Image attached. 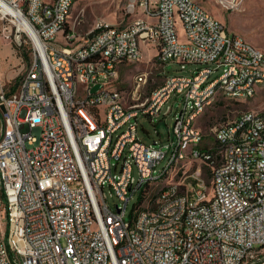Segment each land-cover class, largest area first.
Listing matches in <instances>:
<instances>
[{
	"label": "built area",
	"instance_id": "built-area-1",
	"mask_svg": "<svg viewBox=\"0 0 264 264\" xmlns=\"http://www.w3.org/2000/svg\"><path fill=\"white\" fill-rule=\"evenodd\" d=\"M71 2L0 0L3 31L14 30L29 55L15 91L0 85V263L264 264V101L214 128L218 147L191 154L186 173L153 198L182 147L204 137L190 131L189 117L223 84L246 99L264 81V53L194 0H124L128 22L97 21L84 36L66 25ZM22 19L28 29H18ZM141 44L154 50L149 64L160 75L168 65L192 68L164 76L150 108L135 109L148 72L118 94H101V86L140 62ZM85 52H98L96 65ZM245 63L261 64V72L248 73ZM73 68H80L78 86H71ZM172 97L182 107L167 140L145 144L139 119L152 123ZM207 158H214V190L200 182V167L191 171ZM182 185L191 192L182 194Z\"/></svg>",
	"mask_w": 264,
	"mask_h": 264
},
{
	"label": "rangeland",
	"instance_id": "rangeland-1",
	"mask_svg": "<svg viewBox=\"0 0 264 264\" xmlns=\"http://www.w3.org/2000/svg\"><path fill=\"white\" fill-rule=\"evenodd\" d=\"M201 5L212 16L220 20L230 33H236L242 36L246 41L254 47L264 52V0H244L237 7L231 4V0H224L228 8H224L219 4V0H194ZM124 0H80L77 2L71 12L68 28H74L75 32L81 36L88 34L94 29L97 21H106L112 24H125L131 18L124 16L123 11ZM76 21V24H75ZM7 27L0 23V53L2 55L1 63L8 64V72H10L13 81L11 87H16L20 77V69L28 65L29 55L25 47H19L15 39L14 30L11 32L3 31ZM9 35V37H5ZM63 38L60 32L56 42L61 43ZM141 60L136 65H130L125 71H120L119 81H115V87L119 91H128L133 88V78L140 72H148L149 78L146 87L141 92V101L149 97L157 87L163 83L164 76L176 74H187L192 68L189 66L186 71H180L178 65H168L164 68L163 74L160 75L158 70L151 68L150 62L153 58L154 50L150 45L141 44ZM1 76V73H0ZM140 101V102H141ZM264 97L256 95L253 98L243 100H226L219 99L197 119L195 126L199 128L204 139L202 145L213 143L214 138L212 131L214 128L227 121L235 119L240 113L249 110H257L261 106ZM182 107L180 99L172 97L162 108L161 116L154 118L150 123L145 118L139 119V124L147 132L139 130V138L145 144H151L153 141L167 140L168 134L173 123V115ZM172 112L167 116H163L167 109ZM190 166L189 161H183L181 164L171 167L167 174L155 182L153 187V198L156 199L161 188L170 185V182H177L178 178L186 173ZM200 167V178L205 182L208 190H211L212 168L204 163L200 166L195 164L191 171ZM1 197V188H0ZM113 202H116L113 200ZM112 203V202H111ZM132 203V201H131ZM130 209V206H129Z\"/></svg>",
	"mask_w": 264,
	"mask_h": 264
},
{
	"label": "bare ground",
	"instance_id": "bare-ground-1",
	"mask_svg": "<svg viewBox=\"0 0 264 264\" xmlns=\"http://www.w3.org/2000/svg\"><path fill=\"white\" fill-rule=\"evenodd\" d=\"M79 1L80 0H77V2ZM77 2H71V4L65 10V21L67 26L69 24L71 9ZM21 28L24 29L29 28L28 23L24 19L20 20V22L18 23V29ZM261 53L264 52L261 51ZM97 59H98V52L84 53V60L89 61V65H96ZM245 71H248V73L261 72V64L245 63ZM96 75H104V68H96ZM262 76H264V69H262ZM79 78H80V68H73L71 86H78ZM139 79H140V74L136 75L133 78V86L139 82ZM119 92L121 91H119V89L115 87V82L101 86V94L111 95V94H118ZM154 93L155 91L149 97L145 98L141 102L135 101V109L150 108V100L153 99ZM256 95H260L264 97V81H259V86L252 87V93L246 94V100L249 98H253ZM219 99L243 100L245 99V93L240 92V89H230V84L221 85L219 90L211 89L210 92L208 93V100L202 101L201 104L199 105L198 113H196L195 116L189 117L190 131H195V133L197 134H203L202 131L195 126V123L197 119L205 112L206 108L210 107L215 101ZM159 116H161V113H154V118ZM88 117L97 118V109L88 108ZM260 130H264V114L260 115ZM213 138H214L213 143H209L205 145H202L204 137H200L197 139H190V144H188V146L182 147L181 158L175 160V162L168 168V170L171 167L181 164L183 161L191 162V154L193 153L204 154L209 151H214V147H218V137L213 136ZM244 151H253V144L245 143ZM201 163L209 165L212 168V174H213L214 158H207L206 160H202ZM223 168H230V161H223ZM164 176L165 175H162L160 179ZM200 182H203V184L206 185L201 178H200ZM154 186H156V184H154ZM168 186L165 188H161L156 199H161L162 197L165 196V193L168 190ZM214 187H218V180H212L211 190H214ZM189 192H191V185H182V194H189ZM137 201H144V193H137Z\"/></svg>",
	"mask_w": 264,
	"mask_h": 264
},
{
	"label": "crops",
	"instance_id": "crops-1",
	"mask_svg": "<svg viewBox=\"0 0 264 264\" xmlns=\"http://www.w3.org/2000/svg\"><path fill=\"white\" fill-rule=\"evenodd\" d=\"M74 7V6H73ZM72 7V9H73ZM72 9H71V12H72ZM71 15V13H70ZM70 19V17H69ZM154 55V54H153ZM1 58H2V55L0 53V73H1V76H0V85L3 86L4 90L8 93H11L13 91H15V85L14 87H11V84H12V81H13V77H11V74L10 72H8V64H13L15 61H8L7 62V65L6 64H3L1 63ZM149 65V62L147 63ZM22 66H21V69H20V73L22 72Z\"/></svg>",
	"mask_w": 264,
	"mask_h": 264
},
{
	"label": "water",
	"instance_id": "water-1",
	"mask_svg": "<svg viewBox=\"0 0 264 264\" xmlns=\"http://www.w3.org/2000/svg\"><path fill=\"white\" fill-rule=\"evenodd\" d=\"M92 37H93V34H90V35L88 36L89 39H91ZM96 89H97V87L93 88L92 92H94Z\"/></svg>",
	"mask_w": 264,
	"mask_h": 264
},
{
	"label": "trees",
	"instance_id": "trees-1",
	"mask_svg": "<svg viewBox=\"0 0 264 264\" xmlns=\"http://www.w3.org/2000/svg\"><path fill=\"white\" fill-rule=\"evenodd\" d=\"M2 194V193H1Z\"/></svg>",
	"mask_w": 264,
	"mask_h": 264
}]
</instances>
